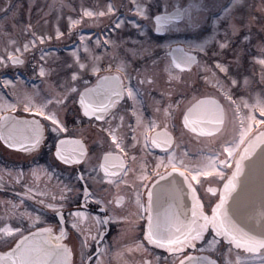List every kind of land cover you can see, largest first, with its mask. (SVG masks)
I'll list each match as a JSON object with an SVG mask.
<instances>
[{
	"label": "snow or ice",
	"instance_id": "snow-or-ice-1",
	"mask_svg": "<svg viewBox=\"0 0 264 264\" xmlns=\"http://www.w3.org/2000/svg\"><path fill=\"white\" fill-rule=\"evenodd\" d=\"M58 7L76 11L63 0ZM244 9L245 0L81 2L76 16L56 17L52 33H38L31 22L23 28V42L4 33L0 68L31 63L38 77L55 81L38 104L35 91L17 97L32 118L0 116V141L31 156L33 165L14 175L0 170V189L4 173L22 189L14 199L0 200V247L6 249L0 251V264H108L103 257L110 252L116 264H130L124 257L133 252L142 256L136 264H264V43L252 58L261 68L259 90L247 76L241 79L236 50L233 60L226 59L234 38L252 39V20ZM105 17L112 19L104 27L120 33L115 39L101 38L104 29L85 34L78 27L85 18L99 23ZM62 26L69 35L79 33L80 43L51 67L44 45L63 38ZM150 31L189 32L194 39L151 45L168 52L151 60L152 69H134L133 77L130 63L150 52L149 41L162 39ZM99 49L105 51L97 54ZM36 51L38 57L28 56ZM160 64L164 86L155 71ZM0 78L15 88L6 75ZM145 96L155 104L149 118L143 112ZM16 107L0 92V111ZM192 140L203 143L195 153L188 150ZM45 147L51 163L41 165ZM155 149L161 154L154 155ZM57 169L67 176L56 185L58 195H50L47 184L40 189L38 182L58 178ZM49 213L58 217L55 225L40 227ZM85 221L92 227L82 228ZM122 224L128 229H120L114 240L135 231L132 241L114 252L101 247L106 227ZM71 233L78 252L65 243ZM156 249L163 252L148 258ZM196 251L201 255H193Z\"/></svg>",
	"mask_w": 264,
	"mask_h": 264
},
{
	"label": "flooded vegetation",
	"instance_id": "flooded-vegetation-1",
	"mask_svg": "<svg viewBox=\"0 0 264 264\" xmlns=\"http://www.w3.org/2000/svg\"><path fill=\"white\" fill-rule=\"evenodd\" d=\"M65 0H63V3ZM78 0H67V5H71L72 9L77 10L76 3ZM88 3L90 5H94L97 3H104L106 0H88ZM114 3L120 4L121 0H113ZM58 4L61 3V0L57 1ZM124 4L128 3V0H123ZM11 5L9 10L7 12H4L3 9ZM50 1L49 0H0V51L4 48V42L6 40V36L4 33H8L10 36L20 40L23 42L25 39V35L23 33V28L26 24L31 22L35 29L39 32H46L48 30L47 26L44 24V20L49 18V7ZM261 7H264V0H245V14L249 20H252L251 24V37L252 39L247 43H241L239 38L233 39V45L232 48L229 49V53L226 57L228 60H233L232 52L233 50H236L240 54V68L241 70V63L246 64L248 60L245 58L243 50L249 52V58L251 61V65L253 66L254 70L258 72L261 70L260 66L253 61V57H256L258 55V45L260 43H264V12H261ZM121 11H126V9H121ZM79 11H75L76 15ZM19 14H26L25 16H19ZM31 14V15H30ZM47 14V15H46ZM255 17L253 20L252 18ZM110 19L112 17H105L103 20L99 23H96L94 21L88 20L87 18L84 19V21L78 25V27L81 29V32L85 34H91V33H97L100 31V29H104V33L101 36V38H104L105 35H112L115 39L116 36L120 35V33H115L111 31V27L105 28V25L110 24ZM21 30L19 33L18 31ZM61 30L64 32V36L60 40H56L55 38L50 41L46 42L44 47L47 51H49V66L55 67L60 62L64 61L67 57L70 56L73 49L80 43L78 39L77 34L69 35L68 29L66 26H62ZM75 31V30H74ZM129 30L125 29L124 32L127 33ZM49 32V31H48ZM149 35L153 38L156 36H161L162 39L155 40L152 39L151 41L146 44V47L150 48V52H145L142 57L138 56L136 60L132 61L129 65L128 71L132 73L133 77L136 76V72L134 69H141L145 67V65L148 66L149 69H152L151 60L159 58H163L165 54L168 52L167 48H156L151 47L153 44H165L169 40L172 41H187L194 39L193 35L189 32L180 33V36H176L177 34L172 35H166L163 33H155L154 31H150ZM184 35V36H183ZM124 47H131V44L124 45ZM104 49H99L97 54L104 52ZM113 52V49L110 50ZM114 52L118 56H123L124 52L122 49L116 50L114 49ZM81 54L83 56V50L81 49ZM36 55L39 56V52L36 51L34 53H29L28 56ZM222 58L223 57V54ZM27 59V57H26ZM103 65L106 67L109 63L108 59L103 60ZM33 65L31 63L27 64L26 66H20L19 68H12L8 67L7 69L0 68V73L6 75L7 78L11 79L13 81V84L15 85V88L12 86L5 87L2 82H0V92L4 94L6 99L13 103L12 95H11V89L14 90L16 88H22L26 93L31 95L33 91L38 89L37 93V104L40 103V99L46 95H48L50 88L49 85L53 84L55 81V77H51L47 80L38 77L37 74H35L32 71ZM163 68L164 64H160L159 68L155 69V71L160 75V85L164 86V82L166 81V75H163ZM195 68H193L194 70ZM113 72L116 70L115 63L112 64ZM192 70V72H193ZM237 69L235 65H233V72H235ZM87 78V77H86ZM256 78V77H255ZM2 79V78H0ZM251 79V87H258L262 85V82H260L259 77L256 79ZM133 84L136 83L135 79L132 81ZM203 87V85H202ZM210 88H205V91H209ZM153 96H157V93H153ZM158 98V96H157ZM22 100V99H21ZM17 104V107L15 110L8 108L3 111H0V116L3 115H10V116H16L17 118H32L33 113H26L23 111V104L22 103H14ZM155 107L154 101L149 99L147 96L144 98V104H143V112L145 118H149L154 115L153 109ZM37 119L43 120L42 117H36ZM69 128H72V124L69 121ZM204 143H207L205 141ZM197 147H203V143H198L196 140H192V142L189 144L188 150L192 153L196 152ZM154 155L161 154L159 149L153 150ZM51 163V157L48 153L47 147H45L44 152L40 155L38 163L41 165H44L45 163ZM33 165L31 164V156L28 154H25L23 152H20L15 149H9L4 145L3 141H0V170L2 169H10L13 171V175L15 173V170H23L24 172H28L29 169ZM161 171H164L161 169ZM58 178L54 177L50 182L44 180L41 178V180L38 182V186L40 189H44L45 185L47 184V190L49 194H56L58 195V189L56 188V185L58 181H65V177L67 176V173H62L61 170L57 169ZM5 177V186L3 189H0V200L2 197L4 199H14V193L21 191V186L16 185L13 182V177L9 176L7 173H4ZM27 181L31 182L30 177L25 178ZM29 206H34L32 201H27ZM3 208L4 205H0V215H3ZM73 210H75V207H73ZM97 213H99V209L97 210ZM68 215L67 208L65 209V216ZM57 218H53L52 214L49 213L48 217L46 218V223L40 224V227H46L48 225H55ZM2 226V224H0ZM66 227L70 228V225H67ZM81 227L84 229H88L89 227H92L91 223L88 221H85L81 224ZM120 229H128L127 224L122 225H112L110 227H106V237L104 238V242L101 245V247L110 246L111 251L114 252L121 246L122 243H130L132 239L137 235V232L135 231H128L127 235L122 241L114 240V237L117 236L118 231ZM34 230V229H33ZM65 243L69 247H75L77 248L78 252V241L77 236L75 233H71V239H65ZM95 247V245H93ZM6 250L3 247H0V251ZM163 252V250L156 249L154 251H150L148 254V258H151L152 256L159 255ZM207 254V253H205ZM166 255V253H165ZM193 255H201L198 251L193 252ZM125 259H127L130 264H136V262L140 261L142 256L140 253H125ZM75 260H79V256L76 255L74 257ZM108 264H116V260L111 255V252L103 257Z\"/></svg>",
	"mask_w": 264,
	"mask_h": 264
},
{
	"label": "rangeland",
	"instance_id": "rangeland-1",
	"mask_svg": "<svg viewBox=\"0 0 264 264\" xmlns=\"http://www.w3.org/2000/svg\"><path fill=\"white\" fill-rule=\"evenodd\" d=\"M50 1V9L48 10L49 11V18L47 19L49 21V23L46 25L47 26V29L48 33H52V29H53V26H54V23H55V20H56V17L58 15L61 14V12L63 13V15L66 17L67 15L71 14L73 16H76V13L75 12H72L71 9L69 7H64L63 9H60L58 6L59 4L57 3L58 0H49ZM88 0H78V2L76 3L77 5V10L76 11H79V8H80V4L81 2H83L86 6L87 5H90V3L87 2ZM65 5H67V0H65L64 2ZM26 14H19V16H25ZM31 15V14H30ZM62 31V30H61ZM19 33L21 32V30L18 31ZM182 33H185V32H182ZM54 35V33H53ZM176 36H180V33H178ZM184 36V35H183ZM174 40V39H172ZM113 52H114V49H113ZM243 53H244V56L245 58L248 60V62L246 64L243 65V63H241V79H243L244 76H247L249 78V80L251 81L250 77L252 79H256L257 77L260 76V72L261 70H259L258 72H256L253 68V66L251 65V61H250V58H249V52L243 50ZM196 72V69L193 70L192 74L194 75ZM256 77V78H255ZM260 80V79H259ZM262 85L258 86V87H253L252 89H255V90H259L260 87ZM38 89L35 90V92H37ZM14 93V94H13ZM25 91L24 89H20V88H16L14 90L11 89V95H12V99L14 100L13 103H17V97L19 98H23L24 95H25ZM33 99L35 100V102H37V96H34ZM4 197L1 198V200H3Z\"/></svg>",
	"mask_w": 264,
	"mask_h": 264
},
{
	"label": "water",
	"instance_id": "water-1",
	"mask_svg": "<svg viewBox=\"0 0 264 264\" xmlns=\"http://www.w3.org/2000/svg\"><path fill=\"white\" fill-rule=\"evenodd\" d=\"M241 195H244V190L242 189V191H241Z\"/></svg>",
	"mask_w": 264,
	"mask_h": 264
}]
</instances>
